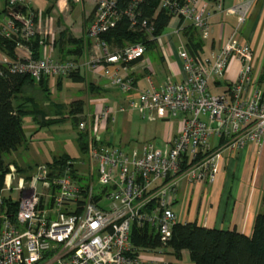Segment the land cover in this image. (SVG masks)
<instances>
[{"label":"built area","instance_id":"built-area-1","mask_svg":"<svg viewBox=\"0 0 264 264\" xmlns=\"http://www.w3.org/2000/svg\"><path fill=\"white\" fill-rule=\"evenodd\" d=\"M143 1L121 6L119 0H65L80 9L84 2L93 5L85 33L90 58L78 65L44 52L34 58L25 44L37 33L34 13L26 0H6L7 19L0 25V37L16 40V56L1 62L11 72L35 81L48 78L51 88L83 66L115 86L126 105L113 109L110 98L102 97L93 102L97 111L82 114L78 130L86 133L83 159L67 160L60 168L36 165L28 178L9 163L0 188V264H191L165 253L179 223L173 198L180 182L212 183L222 151L264 142V94L252 73L249 45L228 40L196 59L180 39L175 55L181 79L166 75L157 83L144 43L111 49L101 38L125 17L130 29L155 42L161 35L154 33L153 19L161 9L179 38L186 27L205 38L211 32V15L223 10L221 0H158L150 19L139 18ZM247 9L238 4L227 11L236 15L239 25ZM232 59L241 62L236 79L221 92L211 93L209 86L221 85ZM141 69L146 72L145 87L135 79ZM126 108L149 121L179 117V131L167 136L162 146L154 142L116 146L102 130L114 125ZM7 194L17 202L12 219L2 210ZM133 225L151 228L161 246L135 247L130 240Z\"/></svg>","mask_w":264,"mask_h":264},{"label":"crops","instance_id":"crops-1","mask_svg":"<svg viewBox=\"0 0 264 264\" xmlns=\"http://www.w3.org/2000/svg\"><path fill=\"white\" fill-rule=\"evenodd\" d=\"M26 2L34 13L36 34L40 36L41 40L43 39V41H40L39 43V53L44 52L52 59L61 61V53L57 47V39L59 33L63 29H67V31H69L74 37H82L84 41H86V47L84 46L85 49L80 59H83V61L87 59V56L90 54V47L88 48V41L85 33L94 14L93 5L91 3L84 2L82 5V30L81 28L74 29L70 27L68 23H65L67 25L62 27V29L60 28L56 34L57 37H55L52 24L61 21V16H63L64 9L68 2L66 3L65 0H58L51 12L47 14L45 13V10L51 3V0H26ZM69 3L71 4L72 2ZM6 4L7 2L5 0H0V25L4 24L7 19ZM238 4L242 7L248 8L244 21L239 25H237L236 15L227 11L229 7ZM221 7L223 9L222 11H214L210 17L211 32L207 37H201L196 31L203 42L202 50L199 52L198 58L203 57L209 50L220 49L228 40H233L241 45L247 44L253 51L252 73L257 76V84L259 86L260 84H264V0H221ZM171 24L177 25V22L172 21ZM172 31L170 34L175 36L176 43L163 41L161 35L160 38L154 42L159 54L155 51L152 52L156 54L159 62L167 65L166 67L168 71L165 76L169 75L172 76L174 80H180V63L179 61L170 62L169 56L175 55L176 49L174 48L179 45L180 39L184 41L186 47V38L183 33L181 34L182 37L179 38V36ZM183 32H185V29ZM41 34H43V37ZM65 46L68 45L65 44ZM148 52L150 51L147 50V53ZM8 58L9 57L0 52V62ZM240 65V61L234 59L229 61L222 81L224 84L223 90L226 85H229L236 79ZM151 66L153 68V75L157 76L152 63ZM144 71L145 70L142 69L138 70L135 75L138 86L141 81L146 79V72ZM78 74L84 78L82 81L84 83L83 87L86 86L88 92L92 94L89 96L86 92V99L76 98V100H84V113L87 111H97L99 107L98 105L93 104V102L101 97H109V105L113 109L125 104L123 94L115 86L110 85L105 77L99 74H93L83 66L79 67ZM65 79L70 83L68 86H65L67 91L70 89L76 90L73 86L74 82L68 77H65L62 83L58 86L60 94L63 90ZM89 83H92L99 89L103 88L105 94L98 96L95 91H91ZM32 86L35 91L39 90L43 97L44 95L47 97L50 94L49 92L46 95L37 84ZM50 86L51 84L48 81V87L50 88ZM211 86V88L217 89L220 85ZM83 87H78V89ZM27 88L28 87H25V90L22 91L26 95H28L26 92ZM260 91L264 94V89H260ZM110 92L114 93L113 95L108 96ZM93 95H96V97ZM29 96L33 97V95ZM52 97L53 96L50 97L51 100H48V104L50 105L48 107L55 109V113H58L57 111L63 109L64 106L69 103L65 102V100H56L58 99L57 96H54L53 99ZM59 101L61 103H58ZM122 113L125 112L123 111L118 115H121ZM35 117L36 116L33 118L34 121H36ZM37 117L42 118L44 115L40 113ZM154 118L161 119L166 123L168 122L165 118ZM36 122H32L29 127L33 126ZM179 128L177 131H179ZM102 132L105 137L103 130ZM176 133L177 132H172L171 134L168 133V136L176 135ZM217 142L218 140H216V143ZM9 163L21 167L15 160H11ZM173 199V210L180 223L196 222L197 225L207 228L235 230L241 234L250 236L256 215L264 214V142L259 145L248 144L244 148L235 152H230L228 150L222 151L218 161V170L212 183L189 184L182 180ZM186 255L188 256V252L183 251L182 260H184Z\"/></svg>","mask_w":264,"mask_h":264},{"label":"trees","instance_id":"trees-1","mask_svg":"<svg viewBox=\"0 0 264 264\" xmlns=\"http://www.w3.org/2000/svg\"><path fill=\"white\" fill-rule=\"evenodd\" d=\"M6 1V0H5ZM58 0H51L45 13L51 12ZM131 0H119L121 6L127 5ZM72 4V3H71ZM7 6V4H6ZM158 8V0H144L138 6L141 17L152 18ZM32 10V9H31ZM33 12V11H32ZM170 16L164 11L159 10L154 21V33L162 35L169 22ZM186 38V49L194 58H198L202 50L203 42L192 28L186 27L183 32ZM108 46L123 47L133 42H142L148 51H155L157 47L153 41L147 39L140 30L129 28L128 20L120 18L114 27L101 35ZM40 36L35 34L33 38L25 42L30 48L34 58L40 55ZM86 41L82 37H74L67 29H63L57 39V47L61 53L60 60L73 59L78 62L81 58ZM68 45V46H65ZM90 44L88 43V48ZM16 40L12 38L0 37V52L10 59H15ZM79 67L65 75L73 82H82L84 78L78 74ZM39 85L41 90L47 95L49 91L48 78L42 77L35 81L27 74L13 73L7 64L0 62V188L3 186L4 175L8 171L9 163L4 161V154L16 151L19 148L28 147L30 137L27 136L23 123L25 114L39 115L41 112L36 106L32 96L26 95L24 88L27 85ZM61 84V79L57 80L56 86ZM91 91H95L98 96L105 94V90L99 89L89 83ZM66 110V115L61 116V111ZM84 102L73 100L63 109H60L58 116L53 118L42 117L40 124H52L60 122L66 118H72L76 127V142L80 151L83 153L86 148V133L78 130V123L84 113ZM37 131V129L35 130ZM34 131V132H35ZM67 160H72L66 155H60L51 162L46 163L50 168L62 166ZM17 167L19 173L26 171L24 168ZM26 178L29 175H25ZM2 210L12 219L17 210V202H13L10 194L4 199ZM130 240L135 247H159L161 246L158 237L148 226L133 225L131 228ZM165 253L182 259V252L187 251L191 264H264V214H257L255 217L253 230L250 236L241 234L235 230H222L207 228L197 225L196 222L177 223L172 229V236L165 245Z\"/></svg>","mask_w":264,"mask_h":264},{"label":"rangeland","instance_id":"rangeland-1","mask_svg":"<svg viewBox=\"0 0 264 264\" xmlns=\"http://www.w3.org/2000/svg\"><path fill=\"white\" fill-rule=\"evenodd\" d=\"M82 14V9H80L79 6L74 3L70 4L68 2L66 8L64 9L63 16H61V21L52 24L53 34L55 35V37H57L56 34L60 30V28L62 29V27L67 25L65 23H68L69 26L74 29L81 28L82 30ZM171 31L172 27L166 26L162 33L163 41H171L172 43L176 41L175 36L170 34ZM41 35L43 37V34ZM147 55L148 58H150L149 60L154 66L157 73V76H152V79L155 82H161L168 71L166 67L167 65L159 62L154 52H148ZM89 56L90 54L87 56V59L90 58ZM169 61H178V58L176 57V55L169 56ZM82 62L83 59H79V61L76 63L80 65ZM64 78L61 79V83ZM69 84V81L65 79L61 94L58 86L53 85L51 88H49L50 94L48 96H53L52 99L54 98V96H57L58 99L55 98L56 100H65V102H71L73 100H76V98L86 99L87 93V95L89 96L92 95L88 92V88H86V86L83 87V82H74L73 86L76 90L70 89L67 91L65 86H68ZM145 86H147L146 81H141L139 87ZM27 87L28 88L26 89V92L28 93V95H33L36 106L44 116L55 117L60 114L58 111V113H55V109L48 107L50 106L48 104V100H51L50 97H46L45 95L43 97L39 90L35 91L33 89L32 85H27ZM78 87L83 88L78 89ZM211 87L212 86H209L211 93H218L223 90L224 84L222 82V84L217 89ZM259 88L263 90L264 84H260ZM113 93L114 92H110L108 96L113 95ZM93 96L96 97V95ZM58 103L61 102L59 101ZM124 105H126V103ZM124 112L125 113L118 115L116 123L112 125L108 130H106V132H104L105 137L108 138L116 146H133L143 142H154L156 145L162 146L163 141L168 136V133L171 134L172 132H177L179 128V117L171 118L170 121L166 123L157 118H154L151 121L142 119L137 114V112L129 110L127 108ZM61 113V116H65L66 110H62ZM33 118V114H25L23 116L25 132L28 137H31L27 145L28 147L19 148L16 151L4 154L3 158L6 163L11 162V160H15L19 166L26 170L23 174L21 173V175L25 176L30 175L36 165L49 163L54 158L60 155H66L73 160L83 159L84 155L80 151L76 142V124L72 118H66L61 120L60 122L52 124H40V126L35 123L33 124V126L29 127L32 122L38 121L39 123H41L40 121L43 120L41 117L38 118L37 116L35 117L36 121H34ZM36 129L37 131H35ZM76 167L80 166L78 165ZM183 261L189 262V258L187 255L184 257Z\"/></svg>","mask_w":264,"mask_h":264}]
</instances>
